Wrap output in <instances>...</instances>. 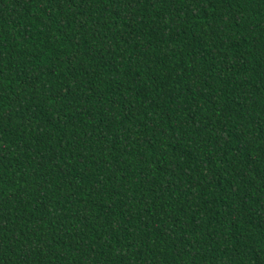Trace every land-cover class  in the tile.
<instances>
[{
    "label": "trees",
    "instance_id": "trees-1",
    "mask_svg": "<svg viewBox=\"0 0 264 264\" xmlns=\"http://www.w3.org/2000/svg\"><path fill=\"white\" fill-rule=\"evenodd\" d=\"M0 264H264V0H0Z\"/></svg>",
    "mask_w": 264,
    "mask_h": 264
}]
</instances>
